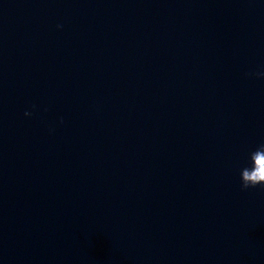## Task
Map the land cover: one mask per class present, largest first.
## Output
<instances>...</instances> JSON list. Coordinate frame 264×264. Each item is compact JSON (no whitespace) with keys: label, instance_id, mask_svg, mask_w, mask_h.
<instances>
[{"label":"clouds","instance_id":"1","mask_svg":"<svg viewBox=\"0 0 264 264\" xmlns=\"http://www.w3.org/2000/svg\"><path fill=\"white\" fill-rule=\"evenodd\" d=\"M62 27V25H57ZM253 75L261 76L264 73H253ZM25 115H31L25 112ZM240 181L242 190L264 186V143L259 144L254 151L249 154V166L240 170Z\"/></svg>","mask_w":264,"mask_h":264}]
</instances>
